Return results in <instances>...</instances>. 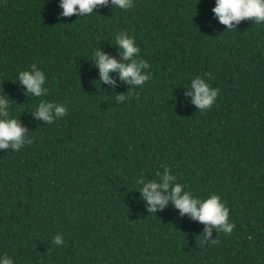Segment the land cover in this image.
<instances>
[{
	"label": "trees",
	"instance_id": "1",
	"mask_svg": "<svg viewBox=\"0 0 264 264\" xmlns=\"http://www.w3.org/2000/svg\"><path fill=\"white\" fill-rule=\"evenodd\" d=\"M58 3L0 0V92L31 138L0 150V255L14 264H264V26L242 21L225 32L215 0H133L126 12L62 19ZM121 31L151 65L142 89L116 73L115 87L100 82L93 63L96 48L123 62ZM33 64L45 97L15 82ZM205 73L219 93L199 112L184 88ZM40 99L67 115L34 120ZM162 166L194 194L219 195L233 232L201 246L205 225L171 203L149 214L136 179H158Z\"/></svg>",
	"mask_w": 264,
	"mask_h": 264
},
{
	"label": "clouds",
	"instance_id": "2",
	"mask_svg": "<svg viewBox=\"0 0 264 264\" xmlns=\"http://www.w3.org/2000/svg\"><path fill=\"white\" fill-rule=\"evenodd\" d=\"M58 7L61 12L58 19L77 16L88 17L95 15L98 7H111L121 12H126L134 7L133 0H59ZM214 17L220 25L225 26V32L237 31V26L242 21H253L257 26H264V0H215L212 8ZM115 47L119 49L121 61L102 53L96 48L93 54V63L99 70L100 82L115 87L111 78L113 73L118 74L119 80L132 86V89H142L151 79L149 69L151 65L147 60L140 58V48L135 38L127 32H117L114 36ZM210 73L203 77L197 75L190 79L185 95L191 98V103L199 112L209 111L216 103L219 89L213 88L208 83ZM19 84L31 97L41 98L48 95L47 79L44 71L36 64L27 70L19 71L15 77ZM139 97H137L138 99ZM128 99L126 95L115 96L116 103H123ZM12 103L6 95L0 92V150L20 151L25 145L31 143L28 131L10 115ZM33 119L54 124L64 118L68 109L63 104L40 99L35 110L31 111ZM163 171L157 172L158 179L147 181L144 176H139L136 183L139 186L140 198L146 205V211L156 217L158 211L164 210L170 203L179 215H187L191 220L205 225L200 238L201 246L218 244L219 239H210L213 232L230 235L235 224L230 221V209L217 194H210L206 198L189 191L187 187L178 182L177 176L171 170L162 166ZM55 246H63L62 235L53 237ZM0 264H14L12 257L6 253L0 255Z\"/></svg>",
	"mask_w": 264,
	"mask_h": 264
}]
</instances>
